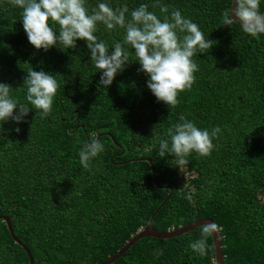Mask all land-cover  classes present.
<instances>
[{
	"label": "trees",
	"instance_id": "obj_1",
	"mask_svg": "<svg viewBox=\"0 0 264 264\" xmlns=\"http://www.w3.org/2000/svg\"><path fill=\"white\" fill-rule=\"evenodd\" d=\"M158 2L168 13L152 7L157 0H85V6L91 14L99 3L126 5L127 19L141 4L161 20L179 10L217 42L192 58L196 80L178 94L176 107L158 102L147 88L149 77L138 71L130 46L129 63L105 88L84 40L75 48L37 50L23 30L22 9L0 0V83L12 87L19 103H27L31 69L53 74L60 84L46 118L29 105L23 122L0 124V215L33 264L102 262L145 225L169 190L151 219L155 230L207 217L219 229L222 264H264V34L224 26L230 0ZM49 23L58 35L59 26ZM94 35L111 52L126 32L98 23ZM181 116L201 130L221 129L211 154L192 152L185 166L170 152L159 156L162 139L171 148L168 129ZM93 139L104 151L86 170L79 151ZM138 158H149L151 167ZM202 227L168 239L142 237L111 264H213L210 235L205 256L190 247ZM0 264H28L1 220Z\"/></svg>",
	"mask_w": 264,
	"mask_h": 264
},
{
	"label": "clouds",
	"instance_id": "obj_2",
	"mask_svg": "<svg viewBox=\"0 0 264 264\" xmlns=\"http://www.w3.org/2000/svg\"><path fill=\"white\" fill-rule=\"evenodd\" d=\"M22 9L23 30L29 43L37 50L63 45L66 49L75 48L77 40H84L90 50V59L101 72L99 84L110 86L114 77L122 72L129 63L130 46L134 49L136 61L140 64L138 71L148 77L147 88L157 101L176 107L180 101L178 94L191 90L195 83V72L199 70L192 59L197 53H206L216 41L205 38L198 25L182 16L179 10H173L170 17L163 20L151 11L148 4H141L131 11V19L126 18L129 9L126 5L113 9L106 3H99L89 14L85 0H11ZM234 7L222 14V24L231 26L239 24L243 32L257 37L264 34V13L259 10L260 0H233ZM161 13H168L167 5L157 3ZM49 21L59 26L57 32ZM102 23L107 29L116 27L125 29L122 42H116L110 52L104 41H98L94 33L97 24ZM183 34V35H181ZM24 84L27 85V103H19L12 98V87L0 83V124L12 120L19 124L32 108L40 110L41 118H46L52 110L53 98L60 84L53 74L45 71L30 70ZM19 132V128L15 129ZM219 126L209 130L199 129L194 122L180 117V122L168 129L169 141H160L159 156L166 152L174 154L179 166L189 163L186 159L192 152L207 157L214 149L213 138H217ZM104 151V145L93 139L85 143L79 151L80 164L90 169L91 161ZM179 168V167H177ZM180 169V168H179ZM218 226L213 223L204 225L201 238L190 244L193 251L205 256L208 250L207 237L214 234ZM162 254V253H160Z\"/></svg>",
	"mask_w": 264,
	"mask_h": 264
},
{
	"label": "water",
	"instance_id": "obj_3",
	"mask_svg": "<svg viewBox=\"0 0 264 264\" xmlns=\"http://www.w3.org/2000/svg\"><path fill=\"white\" fill-rule=\"evenodd\" d=\"M234 7L233 0H230V7L229 10ZM261 13H264V8L262 9ZM141 160H145L146 162L149 163L151 167V160L149 158H138ZM130 159L129 161H131ZM152 179L156 187L160 188L162 186L158 185L154 179L153 173H152ZM169 190V189H168ZM170 195V190L168 191V194L166 197L163 199V201L154 209L153 213L149 216L147 222L145 223L144 226L139 228L128 240H126L111 256H109L107 259L103 260L100 263L97 264H111L114 262L117 258H119L130 246H132L136 241H138L142 237H152V238H157V239H168L171 237H175L178 235H181L187 231H190L196 227L199 226H204L208 223H213L215 224L210 218L207 217H201L198 219H195L191 221L190 223L184 224V225H179L176 228L172 229H167L164 231H158L155 230L151 226V219L153 215L157 212V210L162 206V204L167 200V198ZM0 220L4 221L6 229L12 238L13 242L17 245H19L26 253L27 258H28V264H33L31 255L26 247L25 244H23L21 241H19L16 236L14 235L10 220L3 215H0ZM211 238V243H212V250H213V264H222L223 260V254H222V245H221V236L219 234V229L214 234H210Z\"/></svg>",
	"mask_w": 264,
	"mask_h": 264
}]
</instances>
